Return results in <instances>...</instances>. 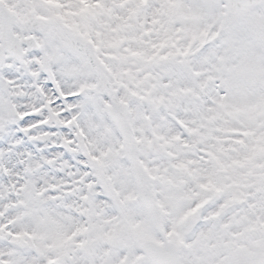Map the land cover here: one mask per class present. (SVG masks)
Instances as JSON below:
<instances>
[{"label": "snow or ice", "instance_id": "snow-or-ice-1", "mask_svg": "<svg viewBox=\"0 0 264 264\" xmlns=\"http://www.w3.org/2000/svg\"><path fill=\"white\" fill-rule=\"evenodd\" d=\"M0 264H264V0H0Z\"/></svg>", "mask_w": 264, "mask_h": 264}]
</instances>
